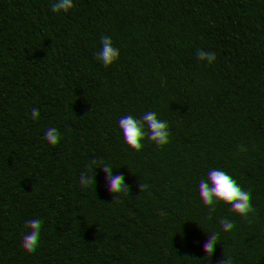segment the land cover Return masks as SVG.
Wrapping results in <instances>:
<instances>
[{"label": "trees", "instance_id": "1", "mask_svg": "<svg viewBox=\"0 0 264 264\" xmlns=\"http://www.w3.org/2000/svg\"><path fill=\"white\" fill-rule=\"evenodd\" d=\"M176 50L205 83L162 105ZM0 264H264V0H0Z\"/></svg>", "mask_w": 264, "mask_h": 264}, {"label": "clouds", "instance_id": "2", "mask_svg": "<svg viewBox=\"0 0 264 264\" xmlns=\"http://www.w3.org/2000/svg\"><path fill=\"white\" fill-rule=\"evenodd\" d=\"M187 62V53L176 50L170 59L156 66L157 79L166 89L160 96L162 105L171 106L184 94L195 97L201 92L205 83L203 73L197 68L189 69ZM90 78L103 84L109 76L104 70L97 69L90 74ZM6 206L16 213L14 223L7 230L9 242L21 249H33L45 237L48 218L26 199L23 191H12L7 197ZM86 235V230L74 233L71 229H65L59 233V247H72L77 237L83 238Z\"/></svg>", "mask_w": 264, "mask_h": 264}]
</instances>
